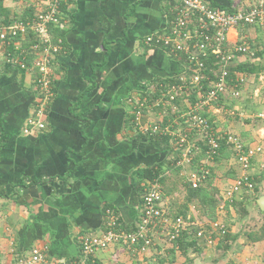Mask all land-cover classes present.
<instances>
[{"label":"crops","instance_id":"1","mask_svg":"<svg viewBox=\"0 0 264 264\" xmlns=\"http://www.w3.org/2000/svg\"><path fill=\"white\" fill-rule=\"evenodd\" d=\"M33 1L6 0L11 17L23 14ZM176 3L75 0L68 5L60 26L64 50L53 65L56 90L47 125L30 134L24 126L35 105V74L7 65L0 48V264L13 260L12 242L20 253L47 246L56 264H264V240L249 242L245 236L264 221L259 203L264 196V120L258 117L264 103L258 104L256 97L264 87V33L257 27L240 29L237 36L231 33V45L246 36L257 54L253 59L238 56L234 67L258 70L242 71L248 82L240 98L227 93L209 111L218 130L263 146L253 161L257 190L240 194L221 215L229 228L230 248L219 243L209 247L202 240L190 244L186 237L180 251L162 241L146 254L133 255L116 243L79 263L80 238L104 229L105 206L118 209L128 227L138 221L142 192L134 171L171 158L162 145L134 138L128 126V97L145 93L156 79L182 71L178 57L145 44L146 36L169 26ZM256 79L262 83L251 94ZM226 112L235 116L229 119ZM157 118L150 114L144 120ZM211 166L219 194L237 177L239 165L229 156L213 160ZM180 189L164 200L166 206L172 198H184V187Z\"/></svg>","mask_w":264,"mask_h":264},{"label":"built area","instance_id":"2","mask_svg":"<svg viewBox=\"0 0 264 264\" xmlns=\"http://www.w3.org/2000/svg\"><path fill=\"white\" fill-rule=\"evenodd\" d=\"M73 2L34 0L31 17L0 24V48L5 52L6 64L35 74L37 95L24 126L26 134L46 128L47 112L55 97L53 65L64 50L65 42L63 37L54 38L52 30L65 22L63 6ZM234 6V12H225L212 7L206 0H177L169 26L146 36L145 44L163 48L169 55L181 59L182 71L169 77L175 79L174 82L153 83L145 93L128 97L133 123L139 132L172 137L178 151L175 164L193 188L208 179L210 165L222 146L231 150L239 173L217 195L218 217L203 216L194 203L186 213L174 216L165 205L159 181H144L135 225H124L116 209L106 208L104 229L84 233L80 238L79 263H86L97 251L116 243L123 244L133 255L146 254L162 241L180 251L182 239L186 237L215 247L229 232L221 215L234 205L240 194L255 192L253 161L263 151V146L247 144L236 133L218 130L209 117V111L218 107L227 93L233 98L242 96L248 75L242 71L231 72L236 58L253 59L257 54L246 36H239L231 45V33L237 36L240 29L248 27H257L264 33V0L248 6L238 0ZM30 35L35 38L30 39ZM150 114L158 116L157 120L145 121L144 117ZM170 114L173 117L165 123L163 118ZM258 117L264 120V111ZM179 119L184 125L177 128ZM198 153H203L198 168L188 170L193 156ZM12 245L13 260L1 264H56L49 257L47 246H34L20 253L13 242Z\"/></svg>","mask_w":264,"mask_h":264},{"label":"trees","instance_id":"3","mask_svg":"<svg viewBox=\"0 0 264 264\" xmlns=\"http://www.w3.org/2000/svg\"><path fill=\"white\" fill-rule=\"evenodd\" d=\"M206 1L212 7L223 10L225 12H234L235 11V6H234L235 0H230L231 4H232V7L230 9L222 8L219 5H217L216 3H214L212 0H206ZM241 1L245 2L247 0H241ZM63 9L65 10V13H67V6H63ZM33 11H34V7L32 4L29 3L25 6L23 14H21L20 16L15 14L11 17V11H10V8L8 7V5L6 4V0H0V24H7V23H9L15 19H19V18L25 20L26 18L31 17V15H33ZM52 34H53L54 38L64 37L63 31L61 30L60 26L53 28ZM30 37H31L30 39L35 38L34 35H30ZM151 47L158 48L155 46H151ZM10 67H12V66H10ZM12 68L15 69L16 67H12ZM255 68L256 67H254V69L253 68L247 69L245 66H241L240 68L239 67H236V68L233 67V68H231V72L233 73L234 71H246V69L248 70V72H253V71L258 70ZM16 69L19 71H24V70H21L18 68H16ZM173 75H176V73ZM170 76H172V75H169L168 77H165V78L156 79L155 81H153V83L159 85V84H163V83L174 82L175 79L169 78ZM179 102H180V100H179ZM78 104L79 103L74 105L73 108L78 107ZM209 117H210V115H209ZM133 118H134V114H133V110L130 106V115H129V120H128V126H129L130 130L132 132H134V138L135 139L145 140V141H148L151 144H155V145H160V146L162 145L164 147V149L167 150L171 154L170 160L167 159L166 161H163V162L158 163L156 165L137 168L134 171L133 177H135L139 180L138 185H139L140 191L142 192V185L140 184L141 182L143 183L144 181H148V180H150V181L158 180L162 186V190L164 193V199H165L170 194L173 195L176 191H180L181 190L180 186H182V187H184V190H185L183 208H180L179 206H177V203H179L178 201L175 202V205L171 204V202H170L169 207H170V210L172 212V215L178 216L180 214L186 213V211H188L189 205L194 203V204H197L199 206L203 216L208 217L210 219L217 218L218 217V215H217L218 189L214 185L215 172L212 169V166L210 165V175H209L208 179L197 188H193L190 184H188L185 181V176L180 177V179L175 178L173 180V182H171L170 176L168 175V172L170 173V172H173L174 170H176L178 172V174L181 172V168L177 167L175 164L177 159H178V156H177L178 154L174 158L173 155L175 154L176 151L174 150L175 145L173 144L172 137L168 136V135H161V134L150 135V134L141 133L135 128L134 123H133ZM169 119H171V118H169V116H165L164 122L167 123L169 121ZM210 119H211V117H210ZM181 120L182 119H179L178 122H180V124L184 125V123L182 122L183 120L182 121ZM229 156H233L231 150L228 147H226L225 145H223L222 148L219 150L217 156L214 158V161L216 160V162H219L223 158L229 157ZM202 158H203V153H198V154L193 156V163H192L193 169L198 168L197 163L200 162ZM169 183H170V185H169ZM22 185L25 186V183L22 182ZM256 190H257V187H256L255 191ZM0 196H1V193H0ZM4 197H9V196L4 195ZM109 207L116 209L113 206H109V205L105 206L104 207V217H106L105 210H106V208H109ZM116 210L118 211V209H116ZM229 234L230 233L228 232L222 239L219 240L220 247L225 249V250L230 248L229 245H227V242H228V239L230 236ZM245 236L249 242H257V241L264 240V221L261 222V224L259 226L255 227L254 229L247 231ZM195 241H196V239L191 238V241L189 243L195 244ZM181 245H182V242H181Z\"/></svg>","mask_w":264,"mask_h":264},{"label":"rangeland","instance_id":"4","mask_svg":"<svg viewBox=\"0 0 264 264\" xmlns=\"http://www.w3.org/2000/svg\"><path fill=\"white\" fill-rule=\"evenodd\" d=\"M238 1V0H237ZM237 1H235L236 3H237ZM245 6H247V4H244ZM261 81L260 80H258V79H256L255 80V84H254V86L252 87V91H251V94H254L255 93V91H256V89H259V87H257V86H261ZM254 88V89H253ZM260 89H261V91H260ZM260 89L258 90V95L259 96H256L257 97V99H258V104H262V103H264L263 101H262V98H264L263 96H264V87H260ZM236 104V103H235ZM262 108H264L263 106H262ZM166 116H168V115H166ZM225 117H229V119H230V117H234L235 115H230L229 113H227L226 112V114L224 115ZM173 117V115H169V118H172ZM237 117H239V116H237ZM152 119H154V117L152 118ZM164 119V118H163ZM243 119H245L246 120V118H243ZM257 120L259 119V118H256ZM157 120V119H156ZM155 120V121H156ZM159 120V119H158ZM183 125L182 124H179V125H177L176 127L177 128H179V127H182ZM197 137V136H196ZM175 151H176V153L178 152L177 151V149L175 148ZM201 156V155H200ZM173 174L170 176V181L171 182H173V180L176 178V179H180V177H181V172L178 174V172L176 171V170H174L173 172H172ZM183 175V174H182ZM184 176V175H183ZM185 181H186V177H185ZM169 185H170V183H169ZM169 196H171V194L169 195ZM180 201H182V200H184V198L183 199H181V198H176V200L175 199H171L170 200V202H171V204H173V205H175V202L176 201H178L179 202V200ZM164 200H167L166 198L164 199ZM183 203H184V201H183ZM183 203H177V206H179L180 208H183ZM182 206V207H181Z\"/></svg>","mask_w":264,"mask_h":264},{"label":"water","instance_id":"5","mask_svg":"<svg viewBox=\"0 0 264 264\" xmlns=\"http://www.w3.org/2000/svg\"><path fill=\"white\" fill-rule=\"evenodd\" d=\"M212 1L222 8L230 9L232 7L230 0H212ZM259 203L262 209H264V196L260 198Z\"/></svg>","mask_w":264,"mask_h":264}]
</instances>
